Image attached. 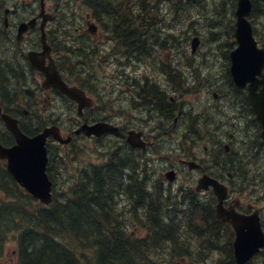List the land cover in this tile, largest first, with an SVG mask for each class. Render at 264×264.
Here are the masks:
<instances>
[{
  "label": "trees",
  "instance_id": "16d2710c",
  "mask_svg": "<svg viewBox=\"0 0 264 264\" xmlns=\"http://www.w3.org/2000/svg\"><path fill=\"white\" fill-rule=\"evenodd\" d=\"M83 1L98 13L107 4V8H111L106 9L109 15H122L121 22L112 19L113 33L128 35L139 32L146 38L151 34L153 38L154 31L149 30L151 24L147 23L139 31L131 21V11H127L126 14L129 12L130 15H126L124 4L119 3L123 0ZM165 1L154 2L151 8L156 16L161 13L159 5L165 4ZM171 1V14L174 18L172 25L179 23L188 32L199 21H206L210 29H219L224 23L227 12L222 13V7H215L212 0ZM252 3V19L256 23L255 20L260 21L264 17V0H252ZM235 5L234 3L233 7ZM148 7L150 6H141L143 9ZM212 8L216 10L215 14L211 12ZM207 9L216 19L207 20V14L201 17L198 14L197 19L195 13H205ZM177 11L182 13L178 14ZM231 21L234 20L230 19V23ZM255 36L259 41L262 40L258 30H255ZM155 40L158 41L157 38ZM7 57V64L13 66L9 70L10 88H17L22 80L20 72L25 66L21 61L18 64L12 55L7 54ZM3 77L4 74L0 73V93L6 91ZM112 156L113 161L94 167L92 173L83 170L81 178L77 179L66 194L56 193L55 202L49 209L38 211L33 208L32 212L28 210L29 213L23 211L26 229L19 247L21 264H235L231 247L225 239H220L223 231L212 225L211 199H208L209 202L200 201L191 189L180 190V194L174 196L162 181H159L161 192L156 194L140 190L139 187L134 188L132 184L122 180L120 175L127 167L124 164L122 171L118 169L117 161L121 155L113 153ZM128 193L132 195L129 196L133 199L131 202L135 211L141 212V208L146 205L138 219L145 224L141 225L145 235L138 236L140 228H130L125 212L117 210L116 204L114 206L115 196L117 199ZM31 199L28 198L30 202ZM30 202L28 207H31ZM14 215L15 211L7 212L3 217L4 222L8 223Z\"/></svg>",
  "mask_w": 264,
  "mask_h": 264
},
{
  "label": "rangeland",
  "instance_id": "374dc122",
  "mask_svg": "<svg viewBox=\"0 0 264 264\" xmlns=\"http://www.w3.org/2000/svg\"><path fill=\"white\" fill-rule=\"evenodd\" d=\"M160 1L161 0H159V2ZM212 1L215 2L216 4L215 7H219V8L222 7L221 9L222 13H224L225 11L227 12L224 17L225 18L224 23H222L220 28L210 29L206 21H202V22L199 21L192 29L189 30V32L186 31L185 33L179 35L178 34L180 31L179 27L181 26H179V23H177L176 25H172L174 18L172 17L171 12L169 13V11L172 8L169 5H170V2L172 1L166 0L165 4H163L161 8V12L163 14L161 15V17L155 16L154 24L155 22L156 24L154 26L156 28H154V30L152 29L154 33L156 30H158L159 32L163 31V35H161V37H165V35L167 36L166 45L164 46V49L161 51L162 53L166 51V54L162 57L157 56L155 54L151 58L146 59V61L147 62L149 61L152 64H155V63L162 64L163 62L165 63L170 62V64L176 65L179 68L180 72L185 73L186 81L189 83L191 87V93L188 95H184L183 97H182V94L180 93V89L182 88V85L178 84L179 82L173 83L171 79L169 78L168 79L171 84V88L169 87L171 96H173V98L176 101L180 100L182 97L181 103L185 106V108H187L186 110L189 109L194 112H197L201 108L205 107L207 105V102L212 101L213 98L211 97V95L208 97L204 95V93L206 92L205 85H207L215 90L214 93H217V94L220 92L223 93L221 99L225 100L229 104L231 111H233L232 107L239 106V108H242V109L244 108L245 110L242 114V118L243 119H246L247 117L251 118L252 120L251 125H252L255 120L252 114L249 113L248 109L246 107H243L242 104L240 103L239 96L242 93H239L236 91L233 85V82H232L231 74H230L229 62L225 61V57H224L225 54L228 55L229 52L235 48V45L233 44L234 38H232V33L234 30L233 29L234 22L231 21L230 23V19H233V20L235 19L234 16L231 15V12L233 13L234 11L233 4L236 3L237 1L236 0H212ZM76 3H79V4L77 5L78 9L75 11L76 7L73 5ZM119 3L124 4L125 14L127 11L130 12L131 10L133 13L137 14L138 9H139V12L142 13L144 17H147L148 15L149 16L154 15V12L151 10V8H144V9L141 8V6H143L144 3L148 5L149 2H146L145 0H130V1L123 0V2L120 1ZM74 4L72 5V7L71 5L65 7L63 4H61V8H59L58 12L62 17L63 16L62 14L64 13V11H66V13L68 14L67 16H69L68 19L70 20V22L72 23L73 21L74 23H76L75 27H78L79 23L84 22L85 20L84 17L87 18L89 11L87 9V6L83 5V3L80 1H75ZM104 6H107V4H105ZM209 9H207L205 13H195L197 15V19H198V14L200 17L203 14H207V20H210V21L215 20L216 18H213L214 17L213 14H215L216 10L212 8L211 12L213 14H211ZM3 10L4 9H0L1 18L3 15ZM16 11H17V14L18 12H20V10L18 9H16ZM25 11L27 12V10H21V12L23 13ZM263 11H264V7H263ZM129 12L126 15L128 14L130 15ZM90 13H92L91 10H90ZM165 13H167L166 17H168L167 27L164 26L163 24L157 25L161 21V18ZM73 14H74V18H73ZM105 17L107 19H111L110 16H105ZM136 19H139V17ZM60 20L62 21V23L59 26L60 31L66 29V30H71V34H75L73 33V30H72L73 27L70 26V27L64 28L65 27L64 19H60ZM251 21L255 27V30H258L259 32H261V35H263L264 17L260 21L258 19L255 20L257 21L256 23L253 22L254 20L252 18H251ZM227 31H230L229 34L227 33ZM172 33H175V35H172ZM212 33H219V34L217 36H214ZM155 34L157 37L158 34L157 33ZM150 36L151 34L148 35V37ZM196 36L200 37L202 39V42H201L199 51L193 55L191 53V49H192L191 43H192L193 38ZM116 45L118 48L119 47L118 40H116ZM12 47L13 46H11L10 48ZM0 48H4V47L0 44ZM7 54L10 56L12 55L14 58V54L9 51L0 53V56L5 57L6 59L8 58ZM6 65H7L6 63L1 62L0 63L1 70H3ZM9 67L13 68V66L7 65V68ZM104 67L105 68L103 70L97 69L95 71V73L100 78L97 76L96 80L93 83H91V84L96 85L97 86L96 91H99V94L96 95L98 96V100H97L98 106L96 109H94V111L100 113V116L98 115L97 121L107 120L109 122L110 120V122L112 121L113 123L120 125V127L124 129L125 131V136H128L127 132L131 129L136 128V127H133V125L134 124L138 125L139 123H137L136 120L133 118V115H131V113L134 114V112L131 111L129 100L123 103L127 107L126 114L123 116V118H122V115L119 114L118 106H120L121 104L119 103L121 102V99H119L118 94L115 93V91H118L116 71H115V68H113V66L110 64ZM143 70L144 68H142V71ZM151 80L158 81L159 78L155 76V78L152 77ZM120 84L126 87V83L122 78L120 80ZM9 90L15 94L16 91L18 92L19 89L18 87L17 88L12 87V88H9ZM32 92L33 90L31 91V93ZM52 104L53 102L51 103V101H48V100L46 101V98H42L40 100L39 109L42 111L44 110L43 115L46 113L50 114L53 111L56 116V110H57L58 117L62 119V120L57 119V122H59L61 125H64L66 129H68V127L69 128L72 127L73 123L70 119H68L70 117L67 116L64 118V116L60 114V111L69 112V110H65L64 106L61 103L55 104V105L54 104L52 105ZM45 110H47L48 112L45 113ZM104 110H107V112H105ZM90 112L93 113V111H90ZM225 114H226L225 111L221 107L217 108L213 105L208 106L207 117L210 118L211 116H213L215 120L214 123L209 127L210 130L213 131L209 134L211 137H216L219 132H224L226 130L227 132H229L230 131L229 129L232 128L230 122L226 120ZM70 116L73 120H75L72 113L70 114ZM43 118L47 119V116H44ZM168 124H169V121H168ZM218 124H219V128L217 130ZM139 126H145V128L148 129V131L152 129L151 126L146 125V122H144L143 124L140 123ZM251 129L254 131V134H255V130L253 128ZM67 132L68 131L65 130L63 131V134L67 136L68 135ZM194 137H190L188 141L183 139L182 142L180 143V146L174 143V139H172V143L171 142H167L164 144L161 143V145L159 146V150H160L158 152L159 155L149 156L150 161L148 162L150 163V165H147L148 166L147 172L151 173V177L152 178L154 177L156 181H159L161 179L163 180V182H166L165 188L170 189L174 196L180 194V190H182L181 188H183V190L186 189L185 191H189L190 189L195 190L200 176L196 175L195 179H192L191 176L185 175L182 178H180L178 181H176L175 184L170 185L167 179L165 178V174L167 172V171L165 172V167L177 165L181 169V171L185 173L188 171L187 166L185 165L186 170L183 171L182 169L184 168V166L182 165V163H180V160L190 161L187 155L191 157L193 153H197V152H201V153L205 152L206 158L204 161V165L207 168H210L212 165V163L208 162V158L212 156V148L215 147V146H211V144L208 142V141L211 142L212 140L210 138L207 141L204 140V137H205L204 135L203 136L198 135V138L201 140H193ZM112 144L114 145L117 144V139L115 137H107L100 141H96V140L89 141L86 138H80L79 140L76 141L74 145L70 146L68 149H65V152L63 155L57 154L56 152L57 148H56L55 154L56 156L60 157L59 159H57L58 162L53 172L57 180V184H58L57 193L59 195L66 194L67 190L72 188L71 186H73L76 183L77 179L81 178L82 170L104 164L107 161V159L113 155V153L106 152L105 154H103L102 152H104L105 149H108L109 146ZM206 147H207V150L205 149ZM241 147L244 148L243 146ZM59 148L61 150L64 149L61 147ZM125 148L128 151H130L127 147H124V146L121 148V150H124ZM249 149H250V146H247L244 148L242 152V157L239 159V161H235V157H233V160H232V158L227 154H220L219 163L224 168L225 174H228V173L234 174L232 169L238 174H242L244 172L246 173L249 170V172L252 173L250 178H252L254 175L256 176L255 181L262 184L260 189H257L254 192L253 184L247 183L249 180L247 181V179L236 178V180L234 181L235 186L232 184L233 187L235 188L234 196L235 198H240L244 202H247L250 204L255 203L256 208L262 211L260 214H262V219H264V181H260L261 178H264V170L262 172H258L259 169L260 170L264 169V158L262 157V159H259V160L255 159L253 163L251 164L250 160H252L255 157V154L254 152L249 151L248 156H246L245 151H248ZM174 150L177 152L176 155L178 156L174 155L175 153ZM174 156H176L177 159ZM124 158H125V153L121 154L120 159H124ZM163 159H167L166 162ZM248 161H250V164L248 166H243L244 163ZM213 169H214L213 170L214 173L220 176L221 170H217L215 165ZM230 182L232 181H229V183ZM135 188H138V187H135ZM149 189H150V192L154 194L157 193L156 184L150 183ZM205 194L206 193H204L203 195L202 194L200 195H202V197L203 198L205 197L206 199L210 195V193H207L208 195H205ZM0 195L2 198H4L1 192H0ZM129 195H130L129 193L126 196L121 195L122 197H124V199H122L121 202H120L121 196L118 195L119 197L117 199L115 196L114 206H115V203L117 202L118 205H116V209L121 210V212H125V219H126L127 225H130V228H133L135 230H138V228H140V232L138 236L145 235V231L141 228V225L145 226V224L140 223V220L138 219H139V216H141L142 214L143 207H145L146 205H144L141 208V212L135 211L134 205L131 202L133 201V199H131ZM62 198H65V197H62ZM28 205H29V202H28ZM12 206L14 208H17L16 212L19 211L16 217L10 218V221L11 219H13L12 225H14L15 223L16 225H19V226H25L24 224L23 225L21 224L22 217H23L22 213H23V210L26 213H29V212L26 210V208H23L19 202L16 204H12ZM34 206L35 204L33 202V205H31V207H28V208L32 209L34 208ZM1 234L2 233H0V239L3 240L2 242L4 246L3 248H0V263L1 264H6V263L7 264H17L16 239L13 238V234H9V235L5 233H3V235ZM226 236H227V233L225 232V237ZM7 238H8V242H7ZM221 239H223V237H221ZM223 243H222V247H223ZM224 246H225V243H224ZM217 254H220V252L217 251ZM255 261H256V264H264V253L260 255V257L257 258Z\"/></svg>",
  "mask_w": 264,
  "mask_h": 264
},
{
  "label": "flooded vegetation",
  "instance_id": "af4514ba",
  "mask_svg": "<svg viewBox=\"0 0 264 264\" xmlns=\"http://www.w3.org/2000/svg\"><path fill=\"white\" fill-rule=\"evenodd\" d=\"M63 2L64 1L61 0H44V1L43 0H0V9H4L2 18L0 17V29L5 30L4 40L0 39L1 41L0 44L5 48V50L8 49L9 51H11L10 48L12 45L11 38L14 36L17 39V43L14 44L15 51H19L21 49V51H23L24 53L26 52V50H28V52L29 51L40 52L43 49L41 44V34H43V31H46L47 40L52 50L50 56L46 58V64H50L51 62H54L59 72L61 73L64 81L70 86H77L83 89L86 92L87 96L92 99L93 105L94 104L96 105V101L98 100V96L96 95H98L99 93L98 92L91 93L89 90H87L84 87V85L87 87L96 88V86H88V84L93 83L98 76L95 73V71L97 69L103 70L105 68L104 66L106 65L109 64L112 65L116 71L117 87H118V91H116L115 93L118 94L119 96L118 98L121 99V102H119L121 104L120 106H118L119 114L122 115V118L126 114L127 107L123 103L129 100L131 111L134 112V114L131 113V115H133V118L136 120L137 123L143 124L144 122H146V125L151 126L152 129L155 126H157V128L153 129V131H157L158 133L162 132V134L153 136V134L148 133V129H146L145 126H139V124L138 125L134 124L133 127L136 128L131 129L128 132L126 131L128 134L132 130H135L137 132H142L144 134L142 136V139H138L137 141H135V143L141 145L143 143L145 148L135 147L133 148L134 150L132 152H135L136 156L138 154L137 157L142 156V154L139 153H143L144 156L146 157L147 155H149V152L147 151L149 149L152 150V148L155 147V143L157 141L159 142L165 140L166 136L170 133L168 118L169 116H172L177 110V107L172 105L173 98L169 90V87L171 88V84L168 79V74L166 72H164V74H159V75L156 74L155 65H144V64L141 65L139 63L135 64L136 60L134 59L133 62H131V60L124 59L125 51H131V52L136 51L142 53L151 52L149 48L148 49L145 48L146 46L149 47V43L143 44L141 49L140 48L136 49L137 37L134 33H132V35L128 34L129 36L128 35L121 36L119 34H116L114 35L116 39H111L110 34L106 31L104 27L100 30H97L95 27L91 26L93 21L90 18H88L85 23L86 30L82 28V29H77L75 34L60 35L59 26L62 23V21L58 17V11L59 8H61V4ZM16 9L20 10L18 14ZM44 9L45 12L43 11ZM106 9L109 10L111 8H107V6L102 7L100 13H98L97 11H93L91 9L92 11L91 15L94 17L93 19H95L96 21H100V18L102 16H110L111 19L113 20H117L119 22L123 21L122 16H115L112 14L109 15ZM21 10H27V12L25 11L23 13L21 12ZM40 14H44L45 17H39ZM138 17L139 19H136ZM148 17L149 15L147 17H144L142 13L139 12L138 9L137 14L132 12L131 21L134 24H136V26L138 25V27L145 28L147 25ZM154 19L155 16L149 18V22L151 24V26H149V30L150 29L154 30V28H156L154 26L155 25ZM103 20L104 22L108 21L106 17H103ZM28 21H30L29 24L33 21L36 22L34 27L28 28V30L30 31H28L22 37V39L19 40L17 32L19 31L21 25H23ZM45 21L46 24L44 25ZM126 21L129 22V20ZM164 26H166V24H164ZM152 34L153 37L157 38L158 40L164 39V37H161V35H163V31L158 32L157 37L154 32ZM116 40H118V44H119L118 48L116 45ZM65 52H67V54H65ZM24 53L14 55V58L23 59L22 58L23 56L26 59V54ZM4 62L7 64L6 60ZM29 64H31L30 61ZM7 65L3 70L0 71V73L4 74L3 85H4V89H6L7 91V92L5 91V93H0V145L4 148H12L16 145L17 139L16 136L8 129V124H6V122L2 118L3 114L9 115L13 119L17 120L18 126L21 129V131H23V133H25L26 135L33 137L39 133L38 132L39 130L37 129V121L41 120L42 118L39 115L41 111H39L38 105H39V101L42 98H46V101L48 100L51 101V103L53 102L55 104H59V101L67 102L68 104L73 106L72 110L77 108V104L55 89H49V90L42 89L36 92L35 94H33L32 96H30L29 98L28 97L25 98V102L26 101L32 102L36 107L35 109L32 107H28L23 103L16 102L17 99L11 98L8 92V89L11 86V77L9 71L11 70V68L10 67L7 68ZM142 68H144L143 71ZM32 72L33 74H31L28 79L29 84H32L33 83L32 81L37 82L36 87L41 89V81L44 80V75L40 72L34 71L33 69ZM155 76L159 78L158 81L151 80V78L152 77L155 78ZM121 78L125 81L126 87L120 84ZM96 106L91 107L90 109H86L83 112L82 117H80L79 114L76 112L75 118L79 120L81 124L83 123L91 124L97 121L98 115L100 116V113L94 111ZM30 108H32L33 112L30 111ZM90 111H93V113ZM65 114L62 115L65 117ZM185 114H186L185 112H182L179 114V117L184 118ZM237 115H239L242 118V115L240 113H238ZM207 119L208 120H207L206 128L208 129V134H210L213 131H211L209 127L214 123L215 120L213 116H211L210 118L207 117ZM174 122H175L174 123L175 131L180 133L182 129H176L178 128V119L175 118ZM255 122L257 124V127L262 129L261 123L257 120H255ZM114 125L118 127L119 140H123V142H125V140L127 141V136L126 139L124 138L121 139V136H125L124 129H122L120 125L117 124ZM218 128H219V124L217 126V130ZM190 135H196V132L191 129ZM49 145L51 148L55 145L53 144L52 139H49ZM229 149L230 148H228V150ZM120 152L121 154L125 153L124 159H129L126 156L129 154L130 151H128L125 148L124 150H120ZM263 153L264 150L259 151V153L255 155V159L258 160V159H262V157L264 158ZM217 154L218 152L216 153L213 151L212 156L208 158V162H213L212 158L215 157L214 155ZM228 155L232 158V160L233 157H235V161H236V153H230ZM188 159L191 161H196L200 163L202 166V163H204L205 161V156L204 153L197 152V153H193V155ZM119 160L120 159H118V161ZM143 161L145 162V166H144L145 168L141 166L133 173L132 176H128L125 170H123V168L121 169V171L122 170L123 171L121 172L120 175L123 178H127L128 180L130 179L131 182H136V184L143 185L144 187H141L140 190L142 189L149 192L150 190L148 188L149 184L150 183L158 184L159 181H156L154 177L153 178L151 177V173L147 172L148 169L147 165H149L148 159L143 158L142 162ZM188 162L187 160H180V163H182V165L184 166V168L182 169L183 171L186 170L185 168L186 166L188 167L187 165ZM215 164L217 165V170H221L220 177H217L221 183L228 186L229 181H234L236 180V178H238V176H232L231 174H229L228 176H224L223 175L224 169L222 170L223 167L220 165L219 159H217V163ZM7 165H8L7 161L0 159V187H2L4 191H6V194H9L8 190H12V189L19 190V188L15 183L16 180L13 178V176H11L7 172ZM167 170L175 171L178 180L185 175L191 176L192 179H195L196 175L205 174L203 167L195 171H189L188 169V171L185 173H183L177 165L165 167V171ZM263 170L264 169H262V171ZM255 179H256L255 175L252 178H248L249 182H256ZM263 179L264 178H261L260 181H264ZM254 185H255V189H260V187L262 186L261 183L259 184L255 183ZM120 199L122 200L123 197L121 196ZM1 202H3V199L0 195V203ZM224 204L229 211H236L239 214H241L242 217H246V216L252 217V216H257V214H259L260 217L262 216V214H260L262 211L256 208L255 203L250 204L242 201L240 198H235L234 193L230 191V188H229L228 197ZM5 214H7V211L1 209L0 219L3 218ZM213 214L216 220V225H225L227 228H232L231 224L226 223L225 218H222L223 220H220L218 219L217 214L215 212ZM261 221H262V217H261ZM260 224L262 227H264V223L260 222ZM2 226L3 225H1L0 228H2ZM12 228H21V227L15 226ZM16 261L18 264V256L16 257Z\"/></svg>",
  "mask_w": 264,
  "mask_h": 264
},
{
  "label": "water",
  "instance_id": "95a60500",
  "mask_svg": "<svg viewBox=\"0 0 264 264\" xmlns=\"http://www.w3.org/2000/svg\"><path fill=\"white\" fill-rule=\"evenodd\" d=\"M251 12V0H238V8L236 12L237 23L236 30L233 35L236 39L234 44H237L238 48L230 54L232 62L231 72L239 88H244L247 83H251L248 100L264 127V89L262 93H256L259 86L258 84H260V80L257 79V76L260 75L264 78V75L262 74L264 68V49L258 48V43L254 38L253 27L248 20ZM35 22H31L29 25H22L20 28V34L26 32L29 27H34ZM42 42L45 51L41 54L30 53L29 56L34 69L43 72L46 76L43 87L45 89H49L51 87L58 88L61 92L67 94L79 103L80 111L84 107L90 106V102L86 100L82 91L69 88L63 82L53 63H50L49 66L45 65V59L50 55V49L47 47L45 33H43ZM196 42L197 40L195 43ZM196 46L197 45L195 44L194 50L196 49ZM4 119L8 123L10 130L16 135L18 145L11 149L3 148L0 145V158L9 160V171L20 183H22L25 188L29 190L32 195L40 199L44 204H51L53 201L51 195L52 182L46 174L48 164L46 148L47 138L52 135L56 140L65 144L69 143L71 138L64 140L61 136H59V130L56 127L48 128L44 131V133L36 137L29 138L19 131L15 120L6 115L4 116ZM117 130V128L108 124L98 123L93 126H83L79 131H77V134L84 133L89 137H100L106 132H117ZM135 138L136 136L132 133L129 138V143L133 146L137 145L134 142ZM167 176L170 182L174 181V172H170ZM210 187H213L220 200V206L218 208L219 217L227 216V221H230L231 219L234 220L232 222L235 224V230L237 232L235 256L238 264H246L253 255L258 253L260 249L264 247L263 231L259 227L258 222L253 219L249 221L242 217H235L228 214L223 209L222 204L226 198L227 191L217 180L205 176L199 180L197 190H208Z\"/></svg>",
  "mask_w": 264,
  "mask_h": 264
},
{
  "label": "bare ground",
  "instance_id": "6f19581e",
  "mask_svg": "<svg viewBox=\"0 0 264 264\" xmlns=\"http://www.w3.org/2000/svg\"><path fill=\"white\" fill-rule=\"evenodd\" d=\"M82 3H84V1L83 0H80ZM259 1V0H258ZM110 3V2H109ZM228 4V3H227ZM169 6H171V2H170V5ZM228 7V6H227ZM78 9V7L76 6V10ZM91 10V9H90ZM93 10V9H92ZM93 11H95V10H93ZM75 12V11H74ZM171 12V10L169 11V13ZM226 12V11H225ZM224 12V13H225ZM131 13H132V10H131ZM168 13V14H169ZM176 13H178V14H180V13H182V12H176ZM163 13L161 12L160 13V17H161V15H162ZM166 14L167 13H165L163 16H162V18H161V21L158 23V25H161V24H166V27H167V24H168V17H166ZM253 14V13H252ZM157 17H159V16H157ZM251 18H252V15L248 18V20L250 21V23H251V25H252V27H253V30L255 31V27H254V25H253V23H252V21H251ZM141 20V19H140ZM140 22V21H139ZM138 22V23H139ZM171 28V27H170ZM233 33H232V38H234L233 37V35H234V33H235V30H236V26H235V24H234V27H233ZM171 33V32H170ZM214 36H217L219 33H212ZM229 34V33H228ZM132 35V34H131ZM172 35H175V33H172ZM129 36V35H128ZM197 40V42L195 43V41ZM234 40H235V38H234ZM134 41V40H133ZM133 41H130V42H133ZM201 42H202V39L200 38V37H198V36H196V37H194L193 38V40H192V43H191V46H192V48H194V45L196 44L197 46H196V53L199 51V48H200V46H201ZM233 44H234V41H233ZM258 48H260V49H264V45H260V44H258ZM234 51V49L233 50H231L230 52H229V54H231L232 52ZM195 53V54H196ZM22 58L25 60V58L22 56ZM229 69H230V74H231V78H232V82H233V85H234V87H235V89H236V91L237 92H239V93H244V91H245V88H246V86L244 87V88H239L238 86H237V84H236V82H235V79H234V76H233V74H232V72H231V68H230V64H229ZM3 80V79H2ZM218 95H219V97L220 98H222V95H223V93L222 92H220V93H218ZM160 96V95H159ZM96 105L98 106V104H97V101H96ZM95 104L93 105V107L94 106H96ZM33 106V105H32ZM97 106L95 107V109L97 108ZM213 106H215V105H213ZM243 106V105H242ZM215 107H219V106H215ZM244 107V106H243ZM233 108V112L234 113H236V114H238V113H240L241 115L243 114V112H244V108L242 109V108H239V106L238 107H232ZM105 112H107V110H104ZM170 111V110H169ZM248 111H249V113H251L252 114V116H253V118H254V120L256 119V114H255V112L254 111H252V110H250V109H248ZM210 115V114H209ZM243 119V118H242ZM244 121H246L248 124V126L250 127V128H253L254 130H255V135L256 134H261L262 132H263V129H261V128H258L257 127V124H256V122L254 121L253 122V124L251 125V118H249V117H247L246 119H243ZM98 122H101V123H105V124H108V125H110V126H113L114 128H117L118 129V127L117 126H115L114 124L115 123H113V122H108V121H98ZM151 122V121H150ZM231 124V123H230ZM232 127V126H231ZM191 137H196V135H190ZM194 137V138H195ZM131 159V158H130ZM130 159H120L119 161H117V163H118V169L121 171V169L123 168V165L124 164H126L127 165V167H126V169H124L125 170V172H126V174L128 175V176H132L133 175V173L137 170V169H139L141 166H145V162L143 161L142 162V159L141 160H139V161H137L136 162V159H132L133 161H131ZM218 159H220V156L218 157ZM122 160V161H121ZM259 160V159H258ZM110 161H113V156H111L110 158H108L107 159V161L103 164V165H107V164H109L110 163ZM188 162V161H187ZM187 165H188V167H187V169H189V171H191L193 168H194V163L190 160L188 163H187ZM145 168V167H144ZM146 170V169H145ZM144 170V171H145ZM232 171L234 172V174H235V176H238V178L240 179V178H244V176H245V172L244 173H242V174H238V173H236L233 169H232ZM175 172V171H174ZM123 174V173H122ZM126 174H124V175H126ZM144 175V174H143ZM122 177V176H121ZM122 180H124V181H126V182H129V184H132L133 185V187L135 188V187H139V188H141V187H144L143 185H140V184H136V182H131V180L129 179H127V178H123L122 177ZM215 180H217V179H215ZM218 181V180H217ZM219 182V181H218ZM160 183H158V184H156V186H157V191L156 192H161V186L159 185ZM220 185H222L221 183H220ZM225 189H226V191H227V194H226V199H227V197H228V194H229V190L224 186V185H222ZM149 188V187H148ZM142 190V189H141ZM138 192V191H137ZM149 192H150V190H149ZM150 193H152V192H150ZM205 195H208L207 193H210V195H212V194H214L215 193V191H214V189H213V187H210V189H208V190H205ZM116 194H117V192H116ZM122 196H126V194H122ZM131 197H132V195H130ZM123 199H124V197H123ZM202 200L204 201L205 200V197L204 198H202ZM122 200L120 199V202H121ZM135 201V200H134ZM116 205H118V203L116 202L115 203ZM129 204H131V203H129ZM123 207V206H122ZM244 218V217H243ZM252 219L254 220V216H252ZM177 258V257H176ZM167 264V263H166Z\"/></svg>",
  "mask_w": 264,
  "mask_h": 264
}]
</instances>
